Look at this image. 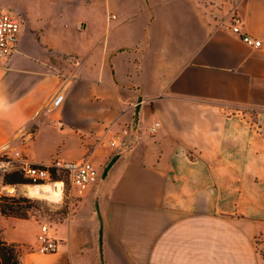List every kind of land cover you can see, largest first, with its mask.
<instances>
[{
  "label": "crops",
  "instance_id": "1",
  "mask_svg": "<svg viewBox=\"0 0 264 264\" xmlns=\"http://www.w3.org/2000/svg\"><path fill=\"white\" fill-rule=\"evenodd\" d=\"M2 7L20 32L0 59V157L99 165L95 184H70L66 218L47 225L55 252H37L36 220L0 217L4 240L28 248L23 264H101L97 193L104 264H264V0ZM234 17L260 48L231 32Z\"/></svg>",
  "mask_w": 264,
  "mask_h": 264
},
{
  "label": "built area",
  "instance_id": "2",
  "mask_svg": "<svg viewBox=\"0 0 264 264\" xmlns=\"http://www.w3.org/2000/svg\"><path fill=\"white\" fill-rule=\"evenodd\" d=\"M230 29L231 32L246 46L252 49H258L261 47V41L242 32L240 19L234 17L230 24ZM19 32L20 22L17 15L11 13L6 8H0V59L16 52ZM62 99L63 96L57 94L45 108L44 112L49 113L54 109H57L60 106ZM226 110L229 117H234L250 124L251 118L248 110L238 106H228ZM158 125V123H155L151 127V131H156ZM127 132L128 131H126V133ZM110 145L114 146L115 144L111 143ZM15 157L14 161L23 171L25 177L35 183L34 186L58 184V182H52V177L59 172H67L70 184L81 189H85L87 186L95 184L98 179L97 170L87 159L72 163H61L60 161L55 160L46 164H32L21 159L18 154H16ZM8 165L9 162H1L0 168L7 167ZM59 183L63 186L62 182ZM37 243V252L40 254H50L57 250V242L48 233V226L46 224L40 226V231L37 235Z\"/></svg>",
  "mask_w": 264,
  "mask_h": 264
},
{
  "label": "trees",
  "instance_id": "3",
  "mask_svg": "<svg viewBox=\"0 0 264 264\" xmlns=\"http://www.w3.org/2000/svg\"><path fill=\"white\" fill-rule=\"evenodd\" d=\"M2 162H9L7 167L0 169V188H13V193H0V217L13 218L17 220H36L43 216L40 203L25 197L16 192V188L21 185H35L30 179L25 177L23 171L18 167L13 159L1 157ZM52 182H62L65 192L64 205L51 211L58 220L66 218L68 214V193H69V175L67 172H60L52 177ZM37 221V220H36ZM255 245L260 259L264 262V232L255 237ZM28 248L23 245L8 243L4 240L0 230V264H23V256Z\"/></svg>",
  "mask_w": 264,
  "mask_h": 264
},
{
  "label": "rangeland",
  "instance_id": "4",
  "mask_svg": "<svg viewBox=\"0 0 264 264\" xmlns=\"http://www.w3.org/2000/svg\"><path fill=\"white\" fill-rule=\"evenodd\" d=\"M0 159H1V157H0ZM1 162H2V160H0V163ZM89 162L94 166V168L96 170H99V167H98L99 165H98L97 162H95V161H89ZM59 173H56L54 175H58ZM26 186H30V185H21V186H18L16 188V192L24 195L27 198H30V199L35 200V201H38L40 203V206L42 207L41 210H43V216L42 217H38L36 219L37 222H38V225H37L38 226V229H40V225L41 224L48 225L52 221H58V217H55V215H53V212H51V211H54L59 206H61V205L63 206L64 205L63 203H64V201L66 199L64 198L65 192H64L63 188H62V191L63 192H62V195L60 196L61 198L59 199V201H54V200H52V197H49L45 192H44V194L41 197H31L30 195H28V193L26 191ZM31 186H34V185H31ZM45 186H47V185H45ZM39 187H43V186H39ZM69 187H70V184H69ZM3 192L13 193V188H4V187H1L0 188V193L2 194ZM67 195L69 196V193ZM67 201H69V200L67 199ZM0 226H1V228L3 230H7L6 228H9V226H6V225H4V223H2V220L0 222ZM34 226L36 227L35 224H34Z\"/></svg>",
  "mask_w": 264,
  "mask_h": 264
},
{
  "label": "bare ground",
  "instance_id": "5",
  "mask_svg": "<svg viewBox=\"0 0 264 264\" xmlns=\"http://www.w3.org/2000/svg\"><path fill=\"white\" fill-rule=\"evenodd\" d=\"M26 191L31 197H41L45 192L49 197H52V200L59 201L62 195V184L58 182V184L53 186H26Z\"/></svg>",
  "mask_w": 264,
  "mask_h": 264
},
{
  "label": "water",
  "instance_id": "6",
  "mask_svg": "<svg viewBox=\"0 0 264 264\" xmlns=\"http://www.w3.org/2000/svg\"><path fill=\"white\" fill-rule=\"evenodd\" d=\"M138 103H140V99L138 101ZM138 110H139V105H137L136 110H135V115H134V124L136 125L137 123V119H138ZM122 154V152H119L118 154H116L106 165V167L103 169L101 176H100V183L103 181V179L105 178V176L107 175L108 170L110 169V167L113 165V163L115 162V160ZM95 205H96V211L99 217V221H100V229H99V252H100V261L101 264H104L103 259H102V222H101V218H100V212L98 210V193L96 194L95 197Z\"/></svg>",
  "mask_w": 264,
  "mask_h": 264
}]
</instances>
